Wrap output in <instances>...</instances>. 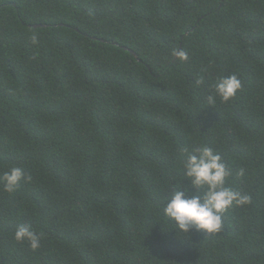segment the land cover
<instances>
[{
  "label": "trees",
  "instance_id": "trees-1",
  "mask_svg": "<svg viewBox=\"0 0 264 264\" xmlns=\"http://www.w3.org/2000/svg\"><path fill=\"white\" fill-rule=\"evenodd\" d=\"M231 74L236 97L208 104ZM201 145L252 202L186 236L163 205ZM13 166L30 180L0 185V264H264V0H0V175Z\"/></svg>",
  "mask_w": 264,
  "mask_h": 264
},
{
  "label": "clouds",
  "instance_id": "clouds-1",
  "mask_svg": "<svg viewBox=\"0 0 264 264\" xmlns=\"http://www.w3.org/2000/svg\"><path fill=\"white\" fill-rule=\"evenodd\" d=\"M32 43H38V37H31ZM181 61L189 59L186 52L177 53ZM197 79L196 85L203 83ZM242 89V81L236 74L219 77L212 86L211 93L206 97L207 103L213 105L219 99L228 103L234 99ZM183 175L188 187L184 184L171 189V197L166 198L163 214L173 221L177 229L186 236L193 231L204 236L219 233L223 228L224 214L233 207L250 205V195L227 186L232 174L220 153L207 145H201L189 151L182 150ZM245 170L240 168L238 176H243ZM24 180H30L22 167L13 166L0 175V185L6 193L17 191ZM14 239L18 243H27L30 250L36 251L41 247L42 233H38L30 225L19 224L14 232Z\"/></svg>",
  "mask_w": 264,
  "mask_h": 264
},
{
  "label": "water",
  "instance_id": "water-1",
  "mask_svg": "<svg viewBox=\"0 0 264 264\" xmlns=\"http://www.w3.org/2000/svg\"><path fill=\"white\" fill-rule=\"evenodd\" d=\"M47 25H33L34 28H39V27H46ZM126 50L130 51V53H132L135 57H137V55L130 49L126 48ZM138 59V58H137Z\"/></svg>",
  "mask_w": 264,
  "mask_h": 264
}]
</instances>
